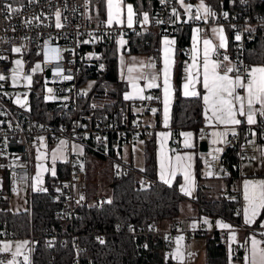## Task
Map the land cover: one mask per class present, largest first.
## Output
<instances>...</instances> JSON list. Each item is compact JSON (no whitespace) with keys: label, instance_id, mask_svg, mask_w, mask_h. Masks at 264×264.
<instances>
[{"label":"trees","instance_id":"trees-1","mask_svg":"<svg viewBox=\"0 0 264 264\" xmlns=\"http://www.w3.org/2000/svg\"><path fill=\"white\" fill-rule=\"evenodd\" d=\"M126 1L132 2L137 12V18L144 11L149 16H153L158 2V0ZM203 1L211 12L215 13V15H210L208 20H220L225 17V13H227L226 21L241 19L247 14L243 9L244 0ZM249 1L250 7L245 6V10L253 18L264 21V0ZM96 2L101 3L102 6V0H91V8L92 4ZM187 27L190 26L180 25L177 28L180 54L185 58H187L185 54ZM225 27L230 34L226 53L232 60L239 51L248 66L252 64L264 65L263 25H248L247 36L240 40L235 39L237 33L231 25L226 24ZM125 35L129 54L151 53L155 55L157 53L160 35L154 31L133 32L130 30ZM100 48L101 55L97 61H100L103 67L97 68L88 65L82 67L79 85L82 87L89 80L94 83L89 91L82 92L72 107H62L58 100H45L40 82L41 74L38 73L32 77L30 85L27 86L29 90L28 94L26 93L27 108L13 105L14 112L25 128L50 122H54L56 130L65 124L70 127L74 118L80 114L90 115L89 118L82 119L85 128L112 122H116L121 127L130 125L127 122H131L130 118H133L131 111L133 103L125 101L121 97L125 84L118 79L115 41L102 42ZM181 69L182 65H179L174 75L176 100L172 108L171 124L173 150L177 149L180 130L196 129L198 136L199 128L203 123L201 96L182 97L180 95ZM155 92L159 93L158 90ZM151 100L156 102V99ZM156 103L159 108L160 101ZM158 115L156 112L157 118ZM144 127L149 128L145 125ZM260 135H264L261 130ZM140 137L146 144V165L142 171L134 168L131 164L121 162L118 152L122 150L124 144L116 134L109 136L106 146L97 144L89 134L84 136L80 143L83 146L82 166L86 174L87 203L75 210L72 221L56 218L54 211L60 209L61 206L50 199L51 182L55 179H66L69 175L67 162L60 161L56 165L55 177L53 179L48 175L45 177L48 190L31 194L29 209L14 213L9 210L3 200H0V229L14 230L19 236L32 234L34 238H38L39 242L32 252V264H75L76 259L79 260V264H170L164 258V251L171 247V239H166L160 233L150 229L149 224L152 221L158 223L163 220L175 222L179 217L180 204L185 196L179 190L178 180L171 184L158 180L153 186L141 187L138 185L137 178L140 173L151 176L154 172L151 133L141 132ZM52 142L51 140L50 143ZM219 158L227 169L224 177L229 181L237 178L238 146L226 148ZM115 163L127 164L133 171L116 174L113 170ZM93 169H96L95 173H93ZM106 170L107 172H105ZM92 173L96 176L102 173L111 188L108 198L102 196L105 201L101 204L99 203L100 195H93L99 185L97 182L94 184L91 182ZM194 203L201 215H206L209 218L220 216L233 224L239 222V217L235 214L238 199H230L225 194L209 197L201 187H198V195ZM138 229L144 230L143 234L138 235V240L145 242L140 254H137L133 238L134 232ZM48 234L54 235V239L50 246L46 247L43 244V237ZM100 234H103V243H98ZM217 237L218 232H215L207 240L205 264H228L226 247L217 241ZM76 239L81 248H84L79 253L73 245Z\"/></svg>","mask_w":264,"mask_h":264},{"label":"built area","instance_id":"built-area-1","mask_svg":"<svg viewBox=\"0 0 264 264\" xmlns=\"http://www.w3.org/2000/svg\"><path fill=\"white\" fill-rule=\"evenodd\" d=\"M11 5L12 11L8 9ZM246 7H250V1H243L244 12L247 13L241 19L226 21V17L220 20L200 21L197 19H184L180 21L175 12V0H158L157 7L153 16L148 15V23L143 22V17L135 18L132 26L128 23L122 25L108 24L107 22L94 21L91 16V0H0V75L5 79L0 80V167L5 170L8 177L9 191L18 189L22 182H29L31 176L32 161L30 158V147L34 139L50 142L59 138H67L70 141L80 142L86 134H89L97 144L106 146L109 136L116 134L122 144L126 145L137 140L141 132H151L153 129L145 128L142 125L119 126L116 122L97 125L92 128H85L82 119L89 118L90 115L80 114L76 116L68 127L66 124L57 130L52 124L34 125L25 128L18 115L13 110L14 95L20 90L18 83L13 80L24 78V76H35L33 72L35 61H39L42 68V84L45 88L53 87L51 94L48 90L44 92V99L47 101L55 100L56 95H64L59 100L62 107H72L75 101L81 96L82 91L79 85V76L83 66H96L100 68L102 63L97 61L101 55V43L119 38H127L128 31L144 32L152 30L160 36H176L177 28L180 25L200 26L206 29L210 24L219 23L223 26L231 25L237 34L243 39L247 36L246 28L248 25L260 24L264 26V21L253 18ZM60 13L59 22L62 27H56V13ZM195 9L190 12L189 17H195ZM61 48L63 60L59 63H46L43 55L44 50L52 55V48ZM20 48V53L16 54L13 49ZM191 47L186 46L185 54L187 59L190 56ZM20 56L23 65H16V57ZM214 56L217 60L223 58L222 51H216ZM158 58L157 53L155 54ZM233 65L235 70L241 74H246L249 66L244 61L242 53L234 55ZM62 68L64 75H70L71 80H64L54 74L53 69ZM228 67L223 66L225 71ZM46 71L49 75H46ZM20 97L27 95L19 92ZM49 95L54 98L49 99ZM151 97L160 101V93L151 91ZM156 102L149 100L145 106L153 110ZM256 127L264 133V116L259 112L256 115ZM212 135L211 127H204L198 134L199 139L209 142ZM250 136L247 130L239 136H228L223 145L240 147L246 138ZM42 138V139H41ZM14 149V150H12ZM83 154L72 152L67 160L69 175L66 179H55L51 182L50 199L60 204V209L54 211V216L58 219L72 221L75 210L87 203V182L86 174L82 166ZM23 161V163H19ZM214 172L217 175L227 173L226 167L222 164L219 157L213 161ZM113 170L116 174L128 172L131 167L123 163H115ZM133 171V170H132ZM136 172V171H134ZM158 179L153 174L151 176L139 174L137 183L141 187L153 186ZM105 198H100L99 203H103ZM238 211H235L237 214ZM172 223V222H171ZM244 229L243 224L239 225ZM150 229L158 232L157 223L150 222ZM173 230V224L170 225ZM264 229V228H263ZM144 230L138 229L134 232V241L137 254L145 246L144 241L138 240V235L143 234ZM159 233V232H158ZM163 236V235H162ZM19 235L14 230L0 229V248L6 239H16ZM103 234L99 235L98 243L101 242ZM164 237V236H163ZM32 240L31 252L37 246L39 240L30 235ZM44 246L48 247L54 239V235L48 234L43 237ZM219 242L225 241V234L218 233ZM63 242V241H62ZM77 253L81 248L79 241L73 242ZM239 250L238 245L233 247V251ZM78 257V254H77ZM10 259L9 252H0V262L5 264ZM75 264H79L76 259Z\"/></svg>","mask_w":264,"mask_h":264},{"label":"crops","instance_id":"crops-1","mask_svg":"<svg viewBox=\"0 0 264 264\" xmlns=\"http://www.w3.org/2000/svg\"><path fill=\"white\" fill-rule=\"evenodd\" d=\"M198 1V0H197ZM178 0L175 2V9L177 13V17L180 21L189 18V15H186V12L182 9L181 6L178 5ZM206 4V3H205ZM127 5L132 6V10L134 13L133 21L137 17V12L131 1L122 0V13H121V20L122 23H116L115 21L112 23L114 25H122L127 22ZM208 7V5L206 4ZM209 8V7H208ZM96 11V12H95ZM145 12V11H144ZM196 12V10H195ZM147 13V12H145ZM197 12L195 13V15ZM147 15H149L147 13ZM91 16L94 21L100 22H107L108 21V6L107 0H102L101 3L98 2L92 4L91 8ZM200 21H206L210 18V15L204 16L203 12L201 14ZM108 23V22H107ZM223 28L225 40H226V47L219 48L218 45L220 40L215 32H213L214 28ZM200 29L198 36L196 47L198 49V64L202 65L203 60V41L204 40H211L213 45L217 46L216 51L223 52V58L221 60H217L212 55V59L221 62V73L224 72L223 66L231 67L233 65V61L230 56L226 53L229 42H230V34L229 31L226 29L225 26L219 23L210 24L206 29H202L200 26H190L187 27V43L186 45H190L191 51L189 59L183 57L181 53V49L179 48L180 39L176 36H160L158 42V51L157 55L158 58L156 59L154 54L151 53H140V54H129L128 53V46H127V38H119L115 41L116 47V56L118 62V79L125 84L124 89L122 90L121 97L124 99V94L126 92L132 91L129 81L127 79L128 74V67H133L134 71L132 73L133 76H139L141 74L151 76L153 74L160 73L163 68V59H164V39L167 38L168 40L174 41V43L170 46V59H171V69H170V82L172 87V93L170 97V104H169V120L167 126L164 124V104H163V79L161 78L157 81V83L161 84L160 88H145L143 93L144 96H151L152 90H158L160 93V107L157 108L158 104L155 106V112L149 110L145 103L148 99L140 100V99H133V100H125L128 102H132L133 105L131 106V111L133 113V118L131 122H127L130 125H142V126H149V128L153 129L151 133V140L153 144V156H154V172L153 174L159 181L160 179V165H161V137L160 133H168V137L166 142L164 143V151L167 153L168 156L174 158L175 155H191V179L193 181V187L191 191V195H186L182 192L181 185L185 183L183 172H177L175 178L172 179V182L179 181L178 187L180 192L185 196V199L180 204V212L178 219L171 223L169 220H163L157 223V230L158 232L164 236L166 239H171V247L169 249H165L164 251V258L168 260L170 264H205L206 259V243L209 238L213 236L215 232L225 234V241L220 242L225 245L227 250V259L228 264H246L245 256H250V249L252 247L251 240L254 237L257 241H260V247L264 248V210H261L260 215H258L251 224L245 223V217L243 214V209L245 207V201L243 198V184L245 180L251 181H261L264 180V135H260L259 129L256 127L257 125H248L246 123L245 117H240L238 114V118L241 119L242 122L240 125L230 126V125H222L218 124L213 121L209 124L205 118L204 114V103H203V95L205 90L202 87V84L198 83L196 85V90L200 92L201 96V104H202V117L203 123L200 126V131L204 127H211L212 133H227L223 137H213L207 143V150L201 151L199 149V142L201 139L197 136L196 129H183L179 131V138L177 139V149L173 150L172 143V108L174 102L176 100V92L174 87V75L179 67L182 65V79L180 81L179 92L182 97H186L183 95V84L186 81L187 73L185 71L186 67L192 63V54H193V36H194V29ZM237 35V34H236ZM125 41L123 45L119 43L120 40ZM185 43L183 42V45ZM228 57V60H224V56ZM123 58V59H122ZM135 58V59H133ZM143 62L144 67L140 68V64ZM40 64V63H39ZM154 64L155 68L149 67V65ZM264 66L262 64H252L249 66L248 70L252 67H260ZM202 71V68H201ZM38 74V73H36ZM41 73H39L40 75ZM237 74L241 75L242 77L246 78V74H241L239 71L234 70L233 72L229 73V75L235 77ZM27 76H24V78ZM33 76H31L32 79ZM41 85L43 91L45 92L48 90L42 84V75H41ZM146 81L141 79L139 84L141 87L145 85ZM28 85H30L28 83ZM27 85V86H28ZM26 86V87H27ZM81 88V86H80ZM241 95H244V91L242 89L237 90ZM19 92H23L20 91ZM43 92V94H44ZM26 93V92H25ZM27 98V95L23 96V98ZM64 97V95H56L55 100H60ZM191 97V96H189ZM14 102V101H13ZM14 106H18L14 102ZM28 106V100H27ZM18 107L27 108L24 105H20ZM256 108H259V105H255ZM157 108V109H156ZM156 112L159 114L158 118L156 117ZM45 124H52L54 122L45 123ZM158 125L157 127L155 125ZM43 125V124H38ZM235 130V135L232 134L231 129ZM249 130L250 136L246 138V140L241 143L240 147L238 148L239 151V166H238V176L232 181H229L224 175H217L214 172L213 161L221 155V153L226 149L223 145L224 140L228 136H239L242 135L243 132ZM190 132L192 133L191 137V144L192 147L185 148L184 147V137L181 135L182 133ZM253 132L255 135H253ZM262 136V137H261ZM147 138V137H146ZM217 140V143H213V140ZM53 142L50 143L49 141H38L34 139L31 143L30 147V158L32 161L31 166V176L29 182H22L20 184L24 185L23 198H16L15 191H9L8 185V177L5 173V170L0 167V200H3L6 203V206L12 212H20L26 209H29L31 206V194L34 192H45L48 190V185L46 183L45 177L46 175L55 177L51 174V169H55L56 172V165L58 162H67L69 155L72 152L76 153H83V146L78 141H70L67 138H59L58 140H52ZM61 141H64V144H61ZM145 141L141 137L135 140L132 144H127L122 147V150L118 152V156L121 159V162L131 164L134 168L138 170H143L146 163L145 158ZM234 147V146H233ZM219 148L220 151L216 152L215 149ZM53 153L56 154L57 159L53 162L52 156ZM38 156H42L43 159H38ZM213 156L216 158L213 159ZM1 163V160H0ZM19 163H23L20 161ZM45 165V169L48 171H42V186L40 188L46 189L44 191L38 190L36 188V180L35 177L37 176L38 170H36V166L38 164ZM211 171L212 175H207ZM164 182V181H162ZM198 187H201L203 192L207 196L217 197L219 195H226L230 199H238V205L235 209L237 212V216L239 217V222L233 224L220 216H216L214 218H209L206 215L199 214L198 209L195 206L194 200H196L198 195ZM19 188V187H18ZM207 220L208 223L204 221ZM217 222H222L224 224L230 225L229 228H221L218 226ZM175 224L174 230L171 229L170 225ZM240 224H243L244 229L240 228ZM235 234V240H230L229 237L232 234ZM32 235V234H30ZM29 236H19L16 239H6L3 241V244H9L10 250V259L13 260V253L16 251V245L18 243H22L27 241V245L21 249L22 255L16 256L15 261L18 264H26L24 260V256L27 255L29 257L30 264H32V240ZM178 236H183V240L181 241V249L184 253L183 261H178L173 257V254L177 248L176 238ZM218 241V239H217ZM238 245L239 250L237 252L233 251V247ZM8 260V261H9ZM8 261L5 264H8ZM250 264V262H249Z\"/></svg>","mask_w":264,"mask_h":264},{"label":"snow or ice","instance_id":"snow-or-ice-1","mask_svg":"<svg viewBox=\"0 0 264 264\" xmlns=\"http://www.w3.org/2000/svg\"><path fill=\"white\" fill-rule=\"evenodd\" d=\"M183 4V0H181ZM108 6V24H112L114 21L116 23H122L121 13H122V0H107ZM191 5L186 6V11L191 12ZM8 9L12 11L11 5H8ZM203 11L204 16L207 15H215L212 13L210 8L205 6L203 0H201L200 5L197 7V15L195 17H189L190 19H201L200 12ZM225 17L227 13L224 14ZM133 10L131 5H127V22L128 26L131 27L133 23ZM57 23L56 27H62V24L59 22L60 13H56ZM143 22L148 23V15L144 14ZM193 36V54H192V63L189 64L185 71L187 73L186 81L183 84V95L186 97H197L200 96V92L196 90V85L198 83L202 84L205 93L203 95V103H204V114L207 122L211 124L215 121L218 124L222 125H230L236 126L240 125L242 122L241 119L238 118V114L240 117H245L246 123L248 125H254L257 123L256 115L257 112L261 116H264V66L260 67H252L250 70H246L247 75L246 78L237 74L235 77L229 75V73L235 70V66L228 67L223 73H221V62L212 59V55L216 52L217 46L213 45L211 40L203 41V60L202 65L198 64V49L196 47L198 34L200 29H194ZM213 32H215L220 40L218 45L219 48L226 47V40L223 34V28H214ZM236 40H240L241 37L239 34L235 37ZM121 45L126 43L122 39L119 41ZM164 59H163V68L160 73L153 74L150 77L144 74L139 76H133L132 73L134 71L133 67H128V76L127 79L129 81L130 87L132 91L126 92L124 94L125 100H133V99H153L151 96H144L143 93L145 88H160L161 84L157 83V81L161 78L163 79V104H164V124L167 126L169 120V104L170 97L172 93V87L170 82V69H171V59H170V46L174 43V41L164 39ZM14 52H20V48H14ZM52 55H49L48 50L43 51V55L45 57L46 63H59L63 60V52L64 50L61 48H52ZM123 59V58H122ZM135 59V58H133ZM224 60H228V57L225 55ZM16 65L20 66L22 62L20 60L15 61ZM103 67V65H101ZM144 64L141 62L140 68H143ZM149 67L155 68L154 64L149 65ZM202 68V71H201ZM41 65L36 64L35 68L32 69L33 72L40 71ZM54 74L64 80H71L72 77L70 75H64L62 68L53 69ZM238 71V70H237ZM5 79L4 76L0 75V80ZM25 79L31 83V76L25 77ZM143 79L146 81L143 87L140 86L139 81ZM13 80L15 81V71L13 75ZM242 89L244 91V95H241L237 90ZM52 89H48V93H52ZM49 99L54 98L51 95L48 97ZM17 103H20V100H17ZM255 105H259V108H256ZM153 112L156 110L153 109ZM232 134L235 135L234 128L231 129ZM227 133H218L213 132V137H223ZM161 137V165H160V179L164 181L166 184H171L172 179L175 178L177 172H183L185 183L181 185V191L186 195H191L193 181L191 179V161L192 156L185 155H175L174 162L173 158L168 156L164 151V143L167 140L168 133H160ZM184 137V147L189 148L192 147L191 137L192 133L186 132L181 134ZM253 135L255 133L253 132ZM42 139V138H41ZM64 141H61V144H64ZM213 143H217V140H213ZM216 152H219L220 149H215ZM264 154V153H262ZM216 157L213 156V159ZM38 159H43L42 156H38ZM53 162L57 159L55 153L52 156ZM41 171H48V169L40 166ZM51 174L53 176L56 175L55 169H51ZM207 175H212L213 173L209 171L206 173ZM37 185L42 183L41 172L37 173L35 177ZM38 190L44 191L46 189L39 188ZM243 198L245 203V207L243 209V214L245 217V223L251 224L254 219L260 215L261 210H264V180L261 181H251L245 180L243 184ZM208 223L207 220L204 221ZM218 226L221 228H229L230 225L224 224L222 222H217ZM183 236H178L176 238L177 248L173 254V257L178 261H183L184 253L181 249V241L183 240ZM230 240H235V234L233 233L229 237ZM27 241L22 243H18L16 245V251L13 253V260H9L8 264H18L15 261V257L22 255L21 249L27 245ZM103 243V240H101ZM261 242L257 241L254 237L251 240V249L250 256H245L246 264H264V248L260 247ZM10 250L9 244H4L2 248H0V252H8ZM24 260L26 264H30L29 257L27 255L24 256ZM2 264V262H0Z\"/></svg>","mask_w":264,"mask_h":264},{"label":"rangeland","instance_id":"rangeland-1","mask_svg":"<svg viewBox=\"0 0 264 264\" xmlns=\"http://www.w3.org/2000/svg\"><path fill=\"white\" fill-rule=\"evenodd\" d=\"M204 2V1H203ZM178 5L179 6H181L182 7V9L184 10V12H186V15H189V12L188 11H186V6L187 5H191L192 6V8H191V10L194 8L195 10H196V12H197V7L200 5V3H201V0H196V1H189V0H183V4L181 3V0H178ZM204 4H205V2H204ZM205 6H206V4H205ZM96 12V11H95ZM202 12L203 11H201L200 12V15L202 14ZM144 14H145V12H142V14H141V17H144ZM204 14V13H203ZM197 15V14H196ZM16 54H18V53H20V52H15ZM17 60H20L21 62H22V64L20 65V66H22L23 65V61H22V59H21V57L20 56H17L16 57V61ZM39 63V61H35V63H34V67L36 66V64H38ZM42 69V68H41ZM37 73H41L42 72V70H40V71H36ZM15 81L18 83V86H19V88H20V91H23V92H26L27 94H28V88L26 87L27 85H28V81L25 79V78H20V79H15ZM93 81L92 80H89V81H87L80 89H81V91L83 92H87V91H89V89L92 87V85H93ZM49 88H51L52 90H53V87L52 86H48L47 87V89H49ZM20 100V103H17V100ZM13 101L18 105V106H20V105H24L25 107H27V98L25 97V98H23V97H20V95H19V91L14 95V98H13ZM108 163H110V162H108ZM40 166H41V164L39 163L37 166H36V170H38V172H41L42 173V171H41V168H40ZM42 166H44L45 167V165L43 164ZM43 167V168H44ZM107 167V166H106ZM95 171H96V169H93V173H95ZM105 172H107V170L105 171ZM92 173V174H93ZM91 174V177H90V180H92L91 182L94 184L95 182H97V185H99V188L96 190V191H94L93 192V195H100V198H102V196H105L106 198H108L109 197V195H110V192H111V188H110V185H108L107 184V181H106V179L104 178L105 176H102V173H100L99 175H95V174H93L92 175ZM41 178H42V176H41ZM92 184V185H93ZM42 186V184H39V185H36V188H40ZM102 186V187H101ZM18 192H16V196L15 195H13L14 196V199H16V198H20V199H22L23 198V193H24V190H26L25 188H24V185L23 184H19V188H18ZM99 198V199H100ZM104 198V197H103Z\"/></svg>","mask_w":264,"mask_h":264},{"label":"water","instance_id":"water-1","mask_svg":"<svg viewBox=\"0 0 264 264\" xmlns=\"http://www.w3.org/2000/svg\"><path fill=\"white\" fill-rule=\"evenodd\" d=\"M46 75H49V72L48 71H46ZM199 149L201 151H206L207 150V142L205 140H201L199 142ZM12 150H14V149H12Z\"/></svg>","mask_w":264,"mask_h":264}]
</instances>
